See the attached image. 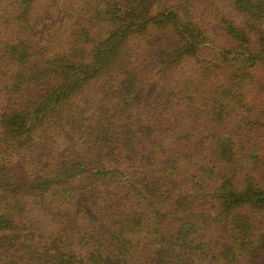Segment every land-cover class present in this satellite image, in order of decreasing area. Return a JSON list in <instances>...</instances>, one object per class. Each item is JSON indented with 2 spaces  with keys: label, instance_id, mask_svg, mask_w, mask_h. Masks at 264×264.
<instances>
[{
  "label": "trees",
  "instance_id": "16d2710c",
  "mask_svg": "<svg viewBox=\"0 0 264 264\" xmlns=\"http://www.w3.org/2000/svg\"><path fill=\"white\" fill-rule=\"evenodd\" d=\"M0 264H264V0H0Z\"/></svg>",
  "mask_w": 264,
  "mask_h": 264
}]
</instances>
